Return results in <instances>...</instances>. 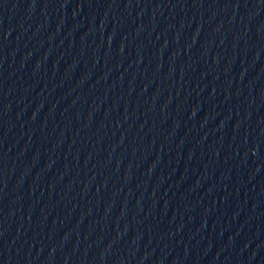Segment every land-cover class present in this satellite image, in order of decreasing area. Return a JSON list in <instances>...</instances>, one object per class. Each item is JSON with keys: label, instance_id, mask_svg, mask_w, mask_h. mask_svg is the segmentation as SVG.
<instances>
[{"label": "water", "instance_id": "obj_1", "mask_svg": "<svg viewBox=\"0 0 264 264\" xmlns=\"http://www.w3.org/2000/svg\"><path fill=\"white\" fill-rule=\"evenodd\" d=\"M0 264H264V0H0Z\"/></svg>", "mask_w": 264, "mask_h": 264}]
</instances>
